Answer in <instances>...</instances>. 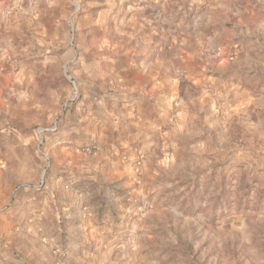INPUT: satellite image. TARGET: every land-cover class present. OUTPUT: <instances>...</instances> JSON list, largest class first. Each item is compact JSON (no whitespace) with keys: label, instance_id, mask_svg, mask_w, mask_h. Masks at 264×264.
Listing matches in <instances>:
<instances>
[{"label":"rangeland","instance_id":"rangeland-1","mask_svg":"<svg viewBox=\"0 0 264 264\" xmlns=\"http://www.w3.org/2000/svg\"><path fill=\"white\" fill-rule=\"evenodd\" d=\"M0 70V264H264V0H0Z\"/></svg>","mask_w":264,"mask_h":264},{"label":"crops","instance_id":"crops-1","mask_svg":"<svg viewBox=\"0 0 264 264\" xmlns=\"http://www.w3.org/2000/svg\"><path fill=\"white\" fill-rule=\"evenodd\" d=\"M0 71H3V70H0ZM125 82H124V89H122L123 93H124V96L125 97V101L126 103L124 104V106H121V111H122V116L121 118H123L124 116L125 117H130L134 111V104L135 103H138V104H141L142 101H135V100H132L131 96L133 94V92H137V89L136 88H131V85L136 83V87L138 85V88H140V85H139V82H136L135 79L131 78L133 76V74L135 76H138L137 75V72L130 68L127 69V66L125 68ZM2 77H4V75H2ZM0 79H3V78H0ZM102 82L106 83L107 82V78H104L102 80ZM145 82V79H143V83ZM5 84V82H4ZM143 91H145V88L144 89H140V91L138 93H136L135 95H140L141 97L147 95L148 93L147 92H144L145 95H143ZM153 92V90H150L149 91V95L151 96V93ZM142 100V99H141ZM72 119V118H71ZM79 119L76 118V119H72V123L73 121L75 122L74 126L71 128V129H66L68 126L71 127L72 126V123L70 121V118L69 120L67 119L66 122H65V130L61 133L60 135V146H62V151L66 152L67 154H70V155H75V153H77V151H75L74 149L79 145V140H78V137H77V133H78V130L80 128V125L78 123H76ZM69 121V122H68ZM142 123L139 125V126H148L151 124L149 123L143 116H141V120H140ZM69 123V125L67 124ZM68 125V126H67ZM152 125V124H151ZM70 131V132H69ZM69 132V133H68ZM75 152V153H74ZM73 162V161H72ZM67 177L69 178L68 179V182L70 184H73V183H76L79 178H77V180H75L74 176L72 175H67ZM51 194L49 196H53L52 195V192H50ZM57 195V192L55 193ZM30 196H32L31 194H27L25 193L24 195V198H29ZM48 200L47 198L44 199V203L45 201ZM46 205V204H45ZM6 214H9L8 212ZM1 218V217H0ZM4 261H8V257H6V259L4 258Z\"/></svg>","mask_w":264,"mask_h":264},{"label":"built area","instance_id":"built-area-1","mask_svg":"<svg viewBox=\"0 0 264 264\" xmlns=\"http://www.w3.org/2000/svg\"><path fill=\"white\" fill-rule=\"evenodd\" d=\"M85 152H86V153H89V152H90V150H89V149H86V150H85Z\"/></svg>","mask_w":264,"mask_h":264}]
</instances>
